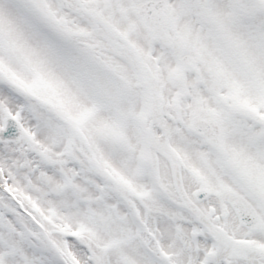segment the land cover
Here are the masks:
<instances>
[{"label": "snow or ice", "instance_id": "6c2138e0", "mask_svg": "<svg viewBox=\"0 0 264 264\" xmlns=\"http://www.w3.org/2000/svg\"><path fill=\"white\" fill-rule=\"evenodd\" d=\"M0 264H264V0H0Z\"/></svg>", "mask_w": 264, "mask_h": 264}]
</instances>
